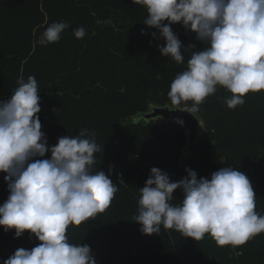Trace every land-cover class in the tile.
Instances as JSON below:
<instances>
[{
	"label": "trees",
	"instance_id": "obj_1",
	"mask_svg": "<svg viewBox=\"0 0 264 264\" xmlns=\"http://www.w3.org/2000/svg\"><path fill=\"white\" fill-rule=\"evenodd\" d=\"M146 15L132 0H0V102L10 98L19 79L34 76L48 147L85 128L95 132L103 147L94 170L105 172L118 191L103 213L70 226L67 236L70 243L88 245L96 264H264V234L233 250L207 236L196 242L163 228L147 236L134 222L153 167L172 182L185 178L186 169L210 179L233 167L249 178L255 210L264 214V93H249L243 106L229 109L231 94L218 87L195 112L203 131L189 153L182 124L142 115L153 107L176 108L167 96L170 84L186 68L193 51L188 47L200 51L204 45L182 25H171L184 47V62L177 64L158 51L165 42L143 23ZM54 22L70 27L57 43L40 46L39 37ZM78 27L86 31L82 39L73 34ZM8 195L0 173V205ZM173 197L179 204L183 194L178 189ZM14 237V230L0 228V264L39 243L27 232Z\"/></svg>",
	"mask_w": 264,
	"mask_h": 264
},
{
	"label": "clouds",
	"instance_id": "obj_2",
	"mask_svg": "<svg viewBox=\"0 0 264 264\" xmlns=\"http://www.w3.org/2000/svg\"><path fill=\"white\" fill-rule=\"evenodd\" d=\"M132 3L143 6L147 13L143 23L158 30L165 42L158 47L162 56L184 62L174 24L194 33L204 45L200 51L194 50L195 45L188 47L193 51L186 68L170 84L167 96L177 110L198 112L218 87L231 94L225 101L229 109L243 106L249 93H264V0ZM69 27L54 22L37 43L42 47L57 43ZM73 34L82 39L86 31L78 27ZM152 35L156 38V33ZM17 83L10 98L0 102V173L9 192L0 205V228L5 233L14 230V238L27 232L39 243L30 250L17 249L3 264H96L90 247L70 243L67 230L95 220L118 191L105 172L94 170L95 154L103 146L94 139L95 132L85 128L48 147L38 116V82L29 76ZM181 105L186 111L180 110ZM46 153L50 158L44 159ZM186 172L185 178L172 182L166 172L151 169L133 218L142 234H159L163 228L196 242L207 236L217 246L230 245L233 250L264 234V214L255 210L256 197L246 174L223 167L210 179H198L195 171ZM178 189L183 199L173 204Z\"/></svg>",
	"mask_w": 264,
	"mask_h": 264
},
{
	"label": "water",
	"instance_id": "obj_3",
	"mask_svg": "<svg viewBox=\"0 0 264 264\" xmlns=\"http://www.w3.org/2000/svg\"><path fill=\"white\" fill-rule=\"evenodd\" d=\"M180 110L186 111V108H180ZM142 117L147 121L158 118H161L165 121H183L182 125L187 130V133L189 135V153H191V151L193 150L199 138L200 129L203 125L200 118L195 113H187L179 111L177 110V108L171 107H153L150 112L143 114Z\"/></svg>",
	"mask_w": 264,
	"mask_h": 264
},
{
	"label": "rangeland",
	"instance_id": "obj_4",
	"mask_svg": "<svg viewBox=\"0 0 264 264\" xmlns=\"http://www.w3.org/2000/svg\"><path fill=\"white\" fill-rule=\"evenodd\" d=\"M203 131V125H202V127H201V129H200V133Z\"/></svg>",
	"mask_w": 264,
	"mask_h": 264
}]
</instances>
